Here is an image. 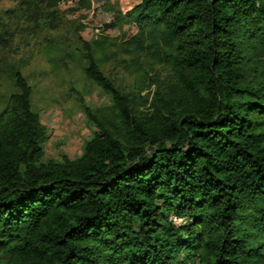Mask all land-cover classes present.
Returning <instances> with one entry per match:
<instances>
[{"label":"trees","instance_id":"obj_1","mask_svg":"<svg viewBox=\"0 0 264 264\" xmlns=\"http://www.w3.org/2000/svg\"><path fill=\"white\" fill-rule=\"evenodd\" d=\"M104 31L79 36L112 100L80 158L43 162L19 68L0 96V264H264V0H140Z\"/></svg>","mask_w":264,"mask_h":264},{"label":"rangeland","instance_id":"obj_2","mask_svg":"<svg viewBox=\"0 0 264 264\" xmlns=\"http://www.w3.org/2000/svg\"><path fill=\"white\" fill-rule=\"evenodd\" d=\"M139 1L110 0L104 14L96 15L94 0H60L57 5L50 0H0V96L13 92L12 72L19 68L34 89L33 108L47 130L44 163L80 158L97 131L85 108L102 115L112 106L110 96L84 73L79 36L104 34L109 15L124 14ZM123 31L110 35L122 41L129 34L127 28ZM103 69L119 83L133 82L114 62Z\"/></svg>","mask_w":264,"mask_h":264},{"label":"built area","instance_id":"obj_3","mask_svg":"<svg viewBox=\"0 0 264 264\" xmlns=\"http://www.w3.org/2000/svg\"><path fill=\"white\" fill-rule=\"evenodd\" d=\"M172 217H173V216H172ZM174 217H176V218H177V221H178V222H174V223H176V224H181L182 222H184L183 219L178 218L177 216H174Z\"/></svg>","mask_w":264,"mask_h":264},{"label":"clouds","instance_id":"obj_4","mask_svg":"<svg viewBox=\"0 0 264 264\" xmlns=\"http://www.w3.org/2000/svg\"><path fill=\"white\" fill-rule=\"evenodd\" d=\"M170 219H171L173 222H178V221H177V218L174 217V216H173V217H170Z\"/></svg>","mask_w":264,"mask_h":264}]
</instances>
